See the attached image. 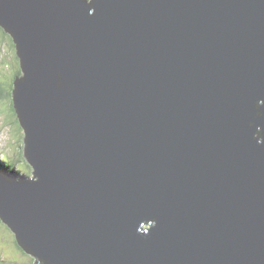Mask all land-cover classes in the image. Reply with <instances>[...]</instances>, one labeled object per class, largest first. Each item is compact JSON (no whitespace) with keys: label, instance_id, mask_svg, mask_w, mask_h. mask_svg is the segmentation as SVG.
Wrapping results in <instances>:
<instances>
[{"label":"water","instance_id":"obj_1","mask_svg":"<svg viewBox=\"0 0 264 264\" xmlns=\"http://www.w3.org/2000/svg\"><path fill=\"white\" fill-rule=\"evenodd\" d=\"M0 27L37 179L0 172V218L34 264H264V0H0Z\"/></svg>","mask_w":264,"mask_h":264},{"label":"rangeland","instance_id":"obj_2","mask_svg":"<svg viewBox=\"0 0 264 264\" xmlns=\"http://www.w3.org/2000/svg\"><path fill=\"white\" fill-rule=\"evenodd\" d=\"M3 39L0 38V42L3 43L0 49V86H2L3 89L2 94L5 95L7 93L5 87L7 86V78L13 77L16 70L12 69L10 65L6 63L9 62L7 60V54L4 50V46L7 45L4 42L7 41H5V38ZM7 52L8 54L13 55V52L10 48H7ZM4 60H6V62L3 63ZM7 106V102L0 98V148L6 149L9 153L12 152L13 155L17 156L19 159H22L23 164H25L23 156L24 142L23 135L21 133L22 129L20 128L19 124H17L15 120L16 117L6 109ZM19 152H21V155ZM3 156L5 157L6 155L3 153ZM19 169L24 168L19 167ZM31 171V168H29L26 172V175L31 176ZM0 223L2 222L0 221ZM14 240V236L9 232L7 227L0 224V261L7 264H32L30 258L23 255L21 251L16 248ZM15 253L18 254L15 255Z\"/></svg>","mask_w":264,"mask_h":264},{"label":"trees","instance_id":"obj_3","mask_svg":"<svg viewBox=\"0 0 264 264\" xmlns=\"http://www.w3.org/2000/svg\"><path fill=\"white\" fill-rule=\"evenodd\" d=\"M0 37H2V38H5V41H8V40H10L11 42H12V37L10 36V35H7V33L4 31V29H2L1 27H0ZM0 44H1V42H0ZM13 44V43H12ZM13 46V50L15 51V47H14V45H12ZM8 54V53H7ZM9 55V57H11V59L12 60H14V57L12 56V55H10V54H8ZM17 61H18V59H16ZM4 63V62H3ZM21 74H15L14 73V76L13 77H11V78H9V82L7 81V86H5L6 87V96L5 95H2V91H3V89H2V86H0V98L3 100V101H5V102H7V104L9 105V111L11 112V113H13V115H15L16 116V118H15V120H16V122H17V124H19V126H20V123H19V121H18V117H17V114H16V111H15V108H13V89H14V81L16 80V78H18L19 76H20ZM3 96H5V97H3ZM7 100V101H6ZM20 128H21V126H20ZM22 129V128H21ZM23 131V129L21 130V133H22V135H23V138H24V131ZM1 155V154H0ZM3 158L5 159V161H6V166H7V169L9 170V171H7V172H4V173H6V174H8V175H10V176H17V175H26V172H27V170L29 169V168H31L29 165H27L26 164V167H27V169L26 168H24V169H19V168H17V169H14V168H11L10 167V165H12V162H10L9 161V163H8V157L6 158V156L4 157L3 156ZM25 167V166H24ZM23 170V171H22ZM26 170V171H25ZM1 172V171H0ZM3 172V171H2ZM28 175H26V177H27ZM10 232V231H9ZM11 233V232H10ZM12 234V233H11ZM13 235V234H12ZM14 243H15V241H14ZM15 246H16V248L18 249V246L16 245V243H15ZM18 250H20V249H18ZM22 253V252H21ZM18 253H15V255H17ZM23 254V253H22ZM24 255V254H23ZM31 257V256H30ZM1 263L3 264V262L1 261ZM31 263L32 264H34V262H33V260H31Z\"/></svg>","mask_w":264,"mask_h":264},{"label":"clouds","instance_id":"obj_4","mask_svg":"<svg viewBox=\"0 0 264 264\" xmlns=\"http://www.w3.org/2000/svg\"><path fill=\"white\" fill-rule=\"evenodd\" d=\"M8 35V34H7ZM1 39H3L2 37H0ZM4 40V39H3ZM12 40V42L10 41V40H8L7 42H4V43H6L7 45H5L4 47H5V52H6V54L8 53L7 52V48H10L11 49V51L13 52V57H14V60H12V59H10V57H9V55L7 54V60L9 61V62H6V60H4L3 62H6V63H8L9 65H10V67L12 68V69H14V70H16L15 71V74H21V69H20V60H19V58L17 57V52H16V46H15V43H14V41H13V39H11ZM13 43V44H12ZM3 43H1L0 44V49H1V45H2ZM12 45H14V47H15V51L13 50V46ZM0 55H1V53H0ZM16 59H18V61L16 60ZM9 80V78H7V81ZM13 91H14V89H13ZM1 93H3V91L1 92ZM3 95V94H2ZM6 109L9 111V105L6 107ZM10 112V111H9ZM11 113V112H10ZM13 114V113H12ZM15 116V115H14ZM16 117V116H15ZM18 121H19V119H18ZM20 123V122H19ZM21 126V125H20ZM22 128V127H21ZM24 139V138H23ZM3 151H4V155H6V158L8 157L9 159L7 160L8 161V163H9V161L10 162H12V165H10V167L11 168H14V169H17V168H27L26 167V164L27 165H29L28 164V162L26 161V159L24 158V162H25V164H23V161H22V159H19L17 156H15V155H13L12 154V152H8L6 149H2ZM19 154L21 155V152H19ZM23 156H24V143H23ZM19 166V167H18ZM25 166V167H24ZM0 171H3V172H7V171H9L8 169H7V166H6V161H5V159L3 158V156L2 155H0ZM144 229L146 228L145 226L143 227ZM26 257H29L30 258V260H33V261H35V258H33V257H30V256H28V254H25V253H23Z\"/></svg>","mask_w":264,"mask_h":264},{"label":"bare ground","instance_id":"obj_5","mask_svg":"<svg viewBox=\"0 0 264 264\" xmlns=\"http://www.w3.org/2000/svg\"><path fill=\"white\" fill-rule=\"evenodd\" d=\"M20 77H22V74L18 77V78H20ZM18 78H16V79H18ZM13 108H14V101H13ZM23 129V128H22ZM24 131V130H23ZM24 137H25V133H24ZM3 153H4V151L0 148V154L3 156ZM29 166L31 167V176H27L26 177V175H17V176H10V175H8V174H6V173H4L3 172V174L4 175H8V177H13V178H19V177H21V178H23V179H25V180H32V181H36L37 179L36 178H33V174H32V172H34V169H33V167H32V165H30L29 164ZM2 172V171H1ZM33 178V179H32ZM0 221L2 222V223H0V224H2V225H5V227H7V229L13 234V236H14V241H15V243H16V245L18 246V249H20L19 251H21L22 253H25L24 252V250L20 247V245L18 244V241H17V239H16V237H15V234H14V232H12V230L8 227V225L7 224H5V223H3V221L1 220V218H0ZM26 254V253H25ZM28 256H31L32 257V255H30V254H28ZM34 262V261H33ZM0 263H1V261H0ZM2 264V263H1ZM3 264H7V263H5V262H3Z\"/></svg>","mask_w":264,"mask_h":264}]
</instances>
